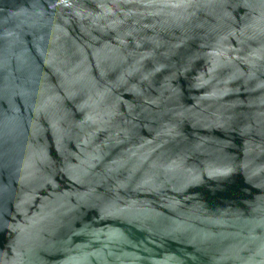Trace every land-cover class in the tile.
Here are the masks:
<instances>
[{
  "label": "water",
  "instance_id": "water-1",
  "mask_svg": "<svg viewBox=\"0 0 264 264\" xmlns=\"http://www.w3.org/2000/svg\"><path fill=\"white\" fill-rule=\"evenodd\" d=\"M0 264H264V0H0Z\"/></svg>",
  "mask_w": 264,
  "mask_h": 264
}]
</instances>
